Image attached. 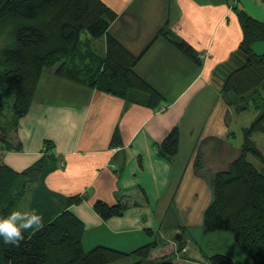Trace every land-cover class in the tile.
I'll use <instances>...</instances> for the list:
<instances>
[{"label": "crops", "instance_id": "crops-1", "mask_svg": "<svg viewBox=\"0 0 264 264\" xmlns=\"http://www.w3.org/2000/svg\"><path fill=\"white\" fill-rule=\"evenodd\" d=\"M101 1L118 14L108 29L111 37L133 55L149 45L135 72L163 101L151 109L144 94L120 99L45 71L29 112L19 121L21 148L6 152L3 163L21 172L41 157L43 143L51 142L60 164L44 185L55 197L86 196L69 208L84 225L83 248L128 253L164 240L160 231L169 212L178 215L182 205L174 202L188 170L197 181H207L212 194L214 175L240 156L232 124L240 113L252 112L253 120L257 112L229 106L216 76L241 41L236 12L264 22V0ZM162 28L171 39L187 43L199 62L157 36ZM99 45L103 55L104 38ZM252 50L264 54V42ZM173 128L178 130L177 154L160 156L157 146ZM115 133L117 144L111 146ZM95 201H121L127 208L103 220L92 208Z\"/></svg>", "mask_w": 264, "mask_h": 264}, {"label": "trees", "instance_id": "trees-1", "mask_svg": "<svg viewBox=\"0 0 264 264\" xmlns=\"http://www.w3.org/2000/svg\"><path fill=\"white\" fill-rule=\"evenodd\" d=\"M117 16L101 0H0V216L21 210V201L33 187L29 205L24 206L35 209L43 218L41 227L23 233L24 240L18 246L0 241V264H113L127 256L137 259L131 264L149 260V264H195L174 260L172 242L162 249L152 242L128 253L104 246L85 250L84 225L69 208L86 196L55 197L44 185L45 177L60 164L51 151V142L45 141L41 157L21 172L3 163L6 152L21 148L19 121L29 112L45 71L120 99L133 92L144 94L145 105L151 109L160 105L161 94L135 72L149 45L133 55L111 37L108 29ZM236 16L242 37L231 58L239 63L230 67L235 62L230 58L231 63L229 60L222 66L230 69L219 81L220 90L229 106L240 112L255 111L257 116L242 129L240 156L214 175L211 201L202 223L210 232L231 233L235 247L251 264H264V174L248 160L252 157L264 166V152L252 139L254 134L264 136V54L252 50L253 44L264 42V22L243 10ZM82 34L88 38L82 40ZM157 36L166 38L191 62H199L193 49L184 41L171 39L165 28ZM101 38L103 55L92 48L93 40ZM9 101L11 116L7 118L4 113ZM116 144L115 133L111 146ZM177 148L178 130L173 128L157 146V152L173 157ZM92 208L107 220L122 215L127 205L95 201ZM204 264L234 261L230 256L214 254Z\"/></svg>", "mask_w": 264, "mask_h": 264}, {"label": "rangeland", "instance_id": "rangeland-1", "mask_svg": "<svg viewBox=\"0 0 264 264\" xmlns=\"http://www.w3.org/2000/svg\"><path fill=\"white\" fill-rule=\"evenodd\" d=\"M86 38H88V35H81L82 40H85ZM95 41H97L95 42L96 45H93V40L92 48H94L97 53H99L101 52L99 40ZM231 59L232 62H235L234 65L230 67H235L236 63H239V60H235L236 58L234 57ZM229 63H231V60ZM228 69L230 68L223 67L217 72V83L221 81L223 77L229 72ZM11 102L12 101H9L5 108L4 114L7 118L11 116ZM252 118V112L240 113L238 118L232 124L231 130L235 136L234 139L236 140V143L242 142V129L252 121ZM252 139L264 152V136L261 134H254ZM181 148L183 149V146H181ZM248 160L261 174H264V166H262L252 157H248ZM188 172H190V170L184 174L182 184L183 186L180 194L178 195V201L175 200L174 202V205L182 206L180 209H178L177 216L173 215V211L169 212V223L168 221L163 223L164 225L160 231V235L164 238V240H161V242L157 243L158 247L162 249V247H167L169 243H171L170 241H166L167 237L174 242L175 247L176 242L174 241V237L176 234H181L184 240H189L190 244L187 248L185 247L183 252L181 251L182 253L178 252L177 248H175L173 250L174 253L171 256L174 260H184L187 263L204 264L205 259L208 256L214 254H224L230 256L233 259L234 264H251L250 260L235 247L231 233L224 231L210 232L204 228L202 223V215L211 201L210 187L207 181L203 179L197 181L194 178L193 173L191 172L190 175ZM34 190L35 188L30 187L26 193L23 201H21L23 204H21V210L26 209L24 205H29L31 196L34 194ZM152 242L154 243L155 241L152 240ZM135 261H137L135 257L127 256L126 258L113 264H131ZM150 262L152 261H145L141 264H149Z\"/></svg>", "mask_w": 264, "mask_h": 264}, {"label": "clouds", "instance_id": "clouds-1", "mask_svg": "<svg viewBox=\"0 0 264 264\" xmlns=\"http://www.w3.org/2000/svg\"><path fill=\"white\" fill-rule=\"evenodd\" d=\"M42 224V215L35 209L11 211L6 216H0V241L18 246L24 240L26 230L38 229Z\"/></svg>", "mask_w": 264, "mask_h": 264}, {"label": "water", "instance_id": "water-1", "mask_svg": "<svg viewBox=\"0 0 264 264\" xmlns=\"http://www.w3.org/2000/svg\"><path fill=\"white\" fill-rule=\"evenodd\" d=\"M174 241L176 242V248L178 252H181L185 249L186 241L182 238L181 234H176Z\"/></svg>", "mask_w": 264, "mask_h": 264}]
</instances>
